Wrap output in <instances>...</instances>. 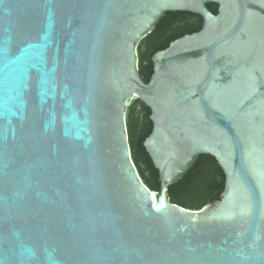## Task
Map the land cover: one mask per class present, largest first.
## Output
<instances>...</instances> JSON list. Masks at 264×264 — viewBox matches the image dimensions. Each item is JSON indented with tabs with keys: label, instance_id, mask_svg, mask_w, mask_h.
Masks as SVG:
<instances>
[{
	"label": "water",
	"instance_id": "1",
	"mask_svg": "<svg viewBox=\"0 0 264 264\" xmlns=\"http://www.w3.org/2000/svg\"><path fill=\"white\" fill-rule=\"evenodd\" d=\"M167 11L203 24L145 82L137 47ZM135 98L158 190L132 160ZM201 154L219 200L171 202ZM0 264H264V0H0Z\"/></svg>",
	"mask_w": 264,
	"mask_h": 264
},
{
	"label": "trees",
	"instance_id": "2",
	"mask_svg": "<svg viewBox=\"0 0 264 264\" xmlns=\"http://www.w3.org/2000/svg\"><path fill=\"white\" fill-rule=\"evenodd\" d=\"M213 13L216 3H208ZM203 24L199 14L190 11H167L154 30L139 43L137 53L138 70L145 82L153 72L152 55L166 48L171 41L185 34L198 31ZM151 110L140 99L129 104L126 125L132 160L143 182L151 189H159V172L146 151L143 142L152 130ZM225 187V174L217 160L209 154H201L182 179L168 188L170 201L189 209H200L219 200Z\"/></svg>",
	"mask_w": 264,
	"mask_h": 264
}]
</instances>
